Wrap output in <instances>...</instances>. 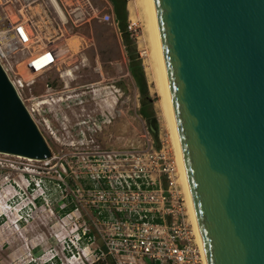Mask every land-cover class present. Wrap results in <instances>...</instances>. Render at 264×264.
Here are the masks:
<instances>
[{
  "label": "water",
  "instance_id": "1",
  "mask_svg": "<svg viewBox=\"0 0 264 264\" xmlns=\"http://www.w3.org/2000/svg\"><path fill=\"white\" fill-rule=\"evenodd\" d=\"M144 2L205 264H264V0ZM0 153L51 155L1 67Z\"/></svg>",
  "mask_w": 264,
  "mask_h": 264
},
{
  "label": "rangeland",
  "instance_id": "2",
  "mask_svg": "<svg viewBox=\"0 0 264 264\" xmlns=\"http://www.w3.org/2000/svg\"><path fill=\"white\" fill-rule=\"evenodd\" d=\"M90 1L99 10L104 3ZM137 1L126 0L127 4ZM17 18L32 20L41 41L49 39L58 45L63 37L74 35L79 44L76 51L60 56L55 66L35 76L30 89L22 93L21 98L40 95L25 101L27 106L47 99L33 106L31 118L50 157L26 160L0 153V264H91L93 244L86 235L94 232L91 212L86 203L77 205L73 191L77 181L88 184L79 177L80 165L89 163L94 153L150 147H163L176 159L169 131L155 109L159 98L150 74L146 19L140 12L126 11V25L131 24L127 31L144 75L149 114L157 122L154 131L140 114L142 96L127 71L119 30L89 19L68 20L59 31L48 0H0V25ZM70 205L72 209L62 213ZM77 231L85 233L78 241Z\"/></svg>",
  "mask_w": 264,
  "mask_h": 264
},
{
  "label": "built area",
  "instance_id": "3",
  "mask_svg": "<svg viewBox=\"0 0 264 264\" xmlns=\"http://www.w3.org/2000/svg\"><path fill=\"white\" fill-rule=\"evenodd\" d=\"M49 1L59 31L68 20L89 19L118 30L108 0H103L100 10L90 0ZM126 28L130 31L131 24ZM60 56L52 40L38 38L32 20L17 18L0 25V67L30 117L33 106L47 99L27 106L25 101L40 95L21 98L22 93L30 89L35 76L55 66ZM90 157L78 171L88 184L77 181L73 191L77 205L84 202L91 212V264H205L185 217L175 160L168 151L150 147L103 151ZM84 234L77 231L75 239Z\"/></svg>",
  "mask_w": 264,
  "mask_h": 264
},
{
  "label": "bare ground",
  "instance_id": "4",
  "mask_svg": "<svg viewBox=\"0 0 264 264\" xmlns=\"http://www.w3.org/2000/svg\"><path fill=\"white\" fill-rule=\"evenodd\" d=\"M48 2L50 3V1L48 0ZM52 2H54L52 0ZM127 11L130 13H134V12H140L145 16L146 19V30H147V36H148V41H149V46H150V54H149V64H150V74H151V78L154 84V88L155 91L157 93V96L159 98L158 102L155 105V109L157 111V115L159 118V121H161V123L167 127L170 137H171V141L173 143V147L175 150V145H174V141H173V136H172V132H171V127H170V123H169V118H168V114H167V109H166V105H165V100H164V96H163V91H162V86H161V81H160V76H159V72H158V67H157V62H156V57H155V52H154V47H153V42H152V37H151V33H150V28H149V23H148V18H147V12H146V7H145V2L144 0H138L137 4L135 2L133 3H128L127 4ZM39 36V35H38ZM40 39V38H39ZM41 40V39H40ZM78 44H79V38L74 36V35H69L66 37H63L62 41H60V43L57 45L59 50L61 51V56L65 55L66 53L69 52H74L76 51V49L78 48ZM175 165L177 168V172H178V182L179 185L181 186L182 189V193H184V200L186 201V207H187V215L189 218V222L193 231V234L195 236V240L198 244L197 238H196V234H195V229H194V225H193V221H192V217H191V213H190V209H189V205H188V201H187V197H186V193H185V188H184V184H183V180H182V176H181V172H180V168H179V163H178V159H177V154H176V150H175ZM26 160H30L29 158H25ZM199 246V244H198ZM199 251L201 253L200 247H199ZM202 256V253H201ZM203 258V256H202ZM204 260V259H203Z\"/></svg>",
  "mask_w": 264,
  "mask_h": 264
},
{
  "label": "trees",
  "instance_id": "5",
  "mask_svg": "<svg viewBox=\"0 0 264 264\" xmlns=\"http://www.w3.org/2000/svg\"><path fill=\"white\" fill-rule=\"evenodd\" d=\"M112 11L113 15L115 17V20L117 22V27L119 30V35L124 47V51L127 57L128 65H127V71L135 84L137 85V88L141 94V99H140V114L141 116L146 119L147 116H150L149 114L150 106H149V101L146 98V88H145V81H144V75L142 71V67L140 64V60L138 58L137 52L135 50V45L133 38L131 37L130 33L126 29V0H108ZM154 135L155 133L152 132ZM28 185H32V181H28ZM72 209V206H68L64 210H62V213L70 211ZM89 233V232H88ZM86 234L87 236L89 234ZM53 258V262H56V258Z\"/></svg>",
  "mask_w": 264,
  "mask_h": 264
},
{
  "label": "flooded vegetation",
  "instance_id": "6",
  "mask_svg": "<svg viewBox=\"0 0 264 264\" xmlns=\"http://www.w3.org/2000/svg\"><path fill=\"white\" fill-rule=\"evenodd\" d=\"M151 119L150 116H147L146 120H147V123L149 124V120Z\"/></svg>",
  "mask_w": 264,
  "mask_h": 264
}]
</instances>
